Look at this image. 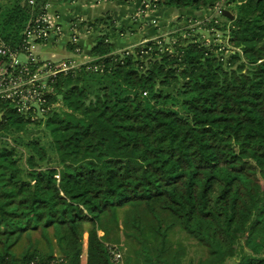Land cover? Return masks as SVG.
<instances>
[{
	"label": "trees",
	"instance_id": "obj_1",
	"mask_svg": "<svg viewBox=\"0 0 264 264\" xmlns=\"http://www.w3.org/2000/svg\"><path fill=\"white\" fill-rule=\"evenodd\" d=\"M48 1L35 0L34 12L29 0L0 5V37L17 46ZM153 4L194 10L225 4L234 18L206 25L225 31L227 44L194 34L199 25L172 33L173 44L150 38L128 54L103 33L93 60L57 74L44 114L55 165L38 140L0 143V264L49 262L53 254L37 251L18 260L14 248L25 235L51 229L61 235L66 264H80L86 222L87 264H114L98 223L126 206L145 207L157 222V210L170 213L216 261L264 264V0ZM100 22L107 20L89 26ZM0 113L1 133L20 135L43 120L5 100ZM155 231L166 239L162 225Z\"/></svg>",
	"mask_w": 264,
	"mask_h": 264
},
{
	"label": "rangeland",
	"instance_id": "obj_2",
	"mask_svg": "<svg viewBox=\"0 0 264 264\" xmlns=\"http://www.w3.org/2000/svg\"><path fill=\"white\" fill-rule=\"evenodd\" d=\"M12 1L14 0H0V5L5 8L10 6ZM120 1L123 2V0ZM136 1L137 0H131L127 2H130L128 5L133 6V3H136ZM144 1H147L150 7H144ZM156 1L157 0H142L141 9L139 8L140 14L142 15L143 12L149 8L155 10L157 7L153 3ZM47 5L49 8L50 4ZM219 8H221L222 11L224 9L234 14L225 4H220L215 8L205 7L196 11H191L192 8H188L189 10L182 9L183 11L176 10L175 14H172L163 20L160 17L156 18L157 22L154 23V21H152L151 23L154 29L158 30L157 35L153 38L163 36L166 38L167 42L173 44L176 39L171 37L172 33L182 32L185 28L194 31L195 27L200 25L199 28L194 31V34H200L203 38H207L211 44L216 42L226 45L227 35L225 31L211 29L208 25H206L210 24V22L214 19L220 25L228 22L227 16L223 14L224 11L221 14V12H219ZM68 12L71 14L73 13L74 17L77 15L76 10H69ZM115 15L116 13L109 12L104 17V19L107 20L105 25H108L109 28L116 26L115 20L117 17ZM88 28L90 30L92 27L88 26ZM127 29L128 28L126 26H121L116 30L112 28L111 31L105 30L100 34L107 33L110 35V39L115 41V38L117 39L122 32L126 33L127 36H130V34L127 33ZM187 34H189V32ZM148 40L149 39H146L144 42ZM140 44L141 43L124 48L119 52H122L125 49H134ZM228 48L230 49V47ZM228 54H230V50L225 51V55ZM44 55L45 57H49V54ZM61 106L62 102L59 101L53 105V109L57 110ZM46 120L47 115H44L41 123L32 122L28 124L26 129L23 130L20 135H16L12 131L5 133L0 132V143L14 145L18 140L17 143L26 145L28 142L38 140V142L47 146L50 155L49 162L52 163L51 165H55L56 158L53 145L51 143V136L48 128L46 127ZM19 144L17 145L20 146ZM20 151L21 152L19 153L23 156L21 160L23 164L26 157L29 155V150L27 147H24L23 149L20 148ZM157 212L160 214L159 222H157L148 209L143 206H126L117 208L116 210L106 212L102 216L98 225L101 227L105 226V228H103L104 230H98V234L101 237L105 236L107 244H112L109 246L118 247L122 255L121 264H237L240 260L239 257H233L216 261V259L209 254L206 247L201 245L196 238L183 230L170 213L162 210H157ZM136 225H140L141 230ZM159 225H162V229L167 231V236L164 241L161 240V236L155 231V228ZM91 227L92 225L87 222L83 223L81 226L82 253L80 255V264H87L88 238L89 229ZM60 236L61 235L53 229L47 231L46 233L31 232L25 235L14 248L15 256L19 260L20 258L22 259L25 254H31L34 251H37L38 254L44 256L62 254L61 250L63 248Z\"/></svg>",
	"mask_w": 264,
	"mask_h": 264
},
{
	"label": "built area",
	"instance_id": "obj_3",
	"mask_svg": "<svg viewBox=\"0 0 264 264\" xmlns=\"http://www.w3.org/2000/svg\"><path fill=\"white\" fill-rule=\"evenodd\" d=\"M35 4V0H29L32 12L35 11ZM144 4V7H150L147 1H144ZM47 10L48 5L45 4L38 13L33 14L17 46L13 47L0 37V100L12 103L18 113L32 120L37 117L43 118L48 111L49 107L45 105L46 93L54 91L53 82L57 74L79 66L68 59H43L34 50L36 44L47 42L60 34L59 27L52 21ZM219 12L222 13L221 8ZM153 21L157 22L155 19ZM130 51L131 49H125L122 53L129 54ZM22 55L27 59L22 60ZM35 105L39 109H36ZM2 116L3 113H0V120ZM109 251L114 264H121L122 255L118 247L113 246ZM66 262L64 256L55 254L47 263L32 259L29 264H66Z\"/></svg>",
	"mask_w": 264,
	"mask_h": 264
},
{
	"label": "crops",
	"instance_id": "obj_4",
	"mask_svg": "<svg viewBox=\"0 0 264 264\" xmlns=\"http://www.w3.org/2000/svg\"><path fill=\"white\" fill-rule=\"evenodd\" d=\"M16 1H12L10 6L15 4ZM128 3L130 2L125 0L123 2L120 0H49L46 3L50 4L48 15L59 27L60 34L55 35L47 42L36 44L34 50L43 59H68L74 61L77 65H81L93 60L90 55L91 49L96 37L105 30L111 31L112 28L116 30L121 26L128 28L127 33L130 36L121 33L117 39L115 38V41L111 40L116 46V51L119 52L124 48L155 37L158 30H155L151 24L154 19L160 17L163 20L175 14L176 10H186L157 7L155 10L149 8L141 15L139 10L141 9L142 0H137L136 3H133V6L128 5ZM69 10H76V17L73 16V13H69ZM187 10L189 9L187 8ZM191 11L196 10L192 9ZM109 12L116 13V26L109 28L108 25V27L105 25L106 23L100 22L89 30L90 22L104 19ZM69 44H74L75 49H70ZM44 54H49V57H45ZM21 59L26 60L27 58L22 55Z\"/></svg>",
	"mask_w": 264,
	"mask_h": 264
},
{
	"label": "water",
	"instance_id": "obj_5",
	"mask_svg": "<svg viewBox=\"0 0 264 264\" xmlns=\"http://www.w3.org/2000/svg\"><path fill=\"white\" fill-rule=\"evenodd\" d=\"M223 14H225V16H227L228 18H231V19L234 18V15L232 13H230L229 11L224 10ZM35 108L39 109V107L37 105H35Z\"/></svg>",
	"mask_w": 264,
	"mask_h": 264
}]
</instances>
